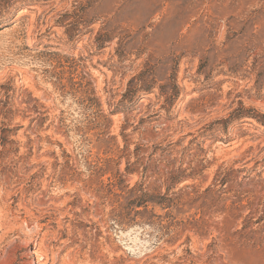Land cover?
<instances>
[{"label": "rangeland", "instance_id": "374dc122", "mask_svg": "<svg viewBox=\"0 0 264 264\" xmlns=\"http://www.w3.org/2000/svg\"><path fill=\"white\" fill-rule=\"evenodd\" d=\"M3 256L264 264V0H0Z\"/></svg>", "mask_w": 264, "mask_h": 264}, {"label": "bare ground", "instance_id": "6f19581e", "mask_svg": "<svg viewBox=\"0 0 264 264\" xmlns=\"http://www.w3.org/2000/svg\"><path fill=\"white\" fill-rule=\"evenodd\" d=\"M3 209H4V208H3ZM3 222H4V221H3ZM2 224H3V223H2ZM2 227H3V226H2ZM3 228H4V227H3ZM39 249H40V248H39ZM46 252H47V251H46ZM30 254H31V253H30ZM35 254H36V253L32 251V254H31V255H35ZM43 256H44V255H43ZM3 257H4V256H3ZM0 258H1V257H0ZM7 258H9V257L7 256ZM7 258L5 259V257H4V262L0 259V260L2 261L1 264H11V263H10L11 261L9 262L10 259L7 260ZM31 264H33V263H31ZM34 264H41V260H36V261L34 262Z\"/></svg>", "mask_w": 264, "mask_h": 264}]
</instances>
